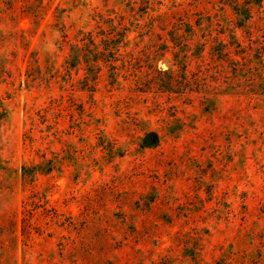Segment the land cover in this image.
Returning <instances> with one entry per match:
<instances>
[{"label":"rangeland","instance_id":"374dc122","mask_svg":"<svg viewBox=\"0 0 264 264\" xmlns=\"http://www.w3.org/2000/svg\"><path fill=\"white\" fill-rule=\"evenodd\" d=\"M25 1L0 0V264H264V0Z\"/></svg>","mask_w":264,"mask_h":264},{"label":"trees","instance_id":"16d2710c","mask_svg":"<svg viewBox=\"0 0 264 264\" xmlns=\"http://www.w3.org/2000/svg\"><path fill=\"white\" fill-rule=\"evenodd\" d=\"M73 3L75 4L74 6H76V4H78L80 2V0H72ZM263 2L261 0H246L244 4L247 5V7H249V10H252L255 7H259L260 3ZM30 3V0L25 1V4ZM148 3V2H146ZM237 7L239 8L241 6V4L239 3V0H237ZM240 9V8H239ZM58 10V8H57ZM237 10V9H236ZM238 11V10H237ZM30 14L33 15V17L38 20L40 18V16L42 15L43 12V7H41L40 5L36 8L32 5V8L30 9ZM249 18H251V16H249ZM58 28V31L61 33H64V29H65V25L63 24L62 18L61 16L57 17V24L55 25ZM64 37V41L63 43L67 44L69 43L71 40L69 39V34L64 33L63 35ZM125 36L123 35L122 38H124ZM67 40V41H66ZM116 42V41H115ZM118 43V42H117ZM207 43L203 44L206 46ZM240 46V45H239ZM79 58V57H78ZM219 70V69H218ZM220 72V71H219ZM218 72V73H219ZM222 77V78H221ZM222 79H225L224 76H222L221 74H218V76H215L214 79H212L211 77H209L208 75L204 77H200V79H196V81L198 82V85L201 89L206 90L205 93L206 95H210V93L208 91H210L211 93L215 90H217L216 95H218L219 93H217L219 91V86L220 84L224 81ZM225 83H227V81H224ZM233 89L238 90L239 87L238 85L233 84V86H231ZM216 88V89H215ZM241 88V85H240ZM240 90V89H239ZM248 94V92L246 93ZM217 98V97H216ZM26 175V173H24V176ZM27 177V176H26Z\"/></svg>","mask_w":264,"mask_h":264}]
</instances>
